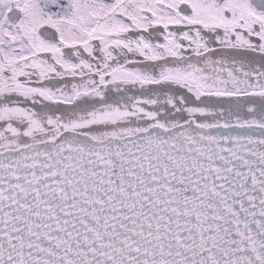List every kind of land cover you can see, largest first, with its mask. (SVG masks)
Segmentation results:
<instances>
[{
  "label": "snow or ice",
  "instance_id": "6c2138e0",
  "mask_svg": "<svg viewBox=\"0 0 264 264\" xmlns=\"http://www.w3.org/2000/svg\"><path fill=\"white\" fill-rule=\"evenodd\" d=\"M0 264H264V0H0Z\"/></svg>",
  "mask_w": 264,
  "mask_h": 264
}]
</instances>
